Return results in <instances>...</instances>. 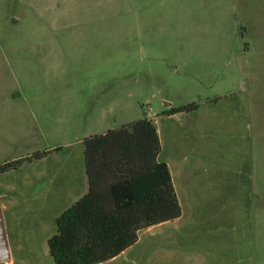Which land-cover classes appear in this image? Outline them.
I'll return each mask as SVG.
<instances>
[{"label":"rangeland","instance_id":"374dc122","mask_svg":"<svg viewBox=\"0 0 264 264\" xmlns=\"http://www.w3.org/2000/svg\"><path fill=\"white\" fill-rule=\"evenodd\" d=\"M143 117L181 215L116 264H264V0H0V163L49 150L0 174L13 264H53L82 140Z\"/></svg>","mask_w":264,"mask_h":264},{"label":"trees","instance_id":"16d2710c","mask_svg":"<svg viewBox=\"0 0 264 264\" xmlns=\"http://www.w3.org/2000/svg\"><path fill=\"white\" fill-rule=\"evenodd\" d=\"M198 108L191 103L165 110L173 115ZM87 191L55 220L47 241L53 264H99L135 245L138 232L181 215L156 126L146 117L82 140ZM49 150L0 163V174Z\"/></svg>","mask_w":264,"mask_h":264},{"label":"water","instance_id":"95a60500","mask_svg":"<svg viewBox=\"0 0 264 264\" xmlns=\"http://www.w3.org/2000/svg\"><path fill=\"white\" fill-rule=\"evenodd\" d=\"M9 261H10V248H9L3 213L0 208V263H7Z\"/></svg>","mask_w":264,"mask_h":264},{"label":"crops","instance_id":"0c3cea01","mask_svg":"<svg viewBox=\"0 0 264 264\" xmlns=\"http://www.w3.org/2000/svg\"><path fill=\"white\" fill-rule=\"evenodd\" d=\"M158 134V133H157ZM9 160H15V159H9ZM9 160H7V161H9ZM10 172V171H9ZM86 177V176H85ZM86 191H87V179H86ZM85 191V192H86ZM1 208V210H2V213H3V207H0ZM167 223V222H166ZM157 226V225H156ZM154 227V226H153ZM151 228V227H150ZM146 230V229H145ZM143 231V230H142ZM139 232H141V231H139ZM139 232H138V234H139ZM137 241H138V239H137ZM135 244H137V242L135 243ZM132 248L133 247H130V248H128V249H126L125 251H123L120 255H118L117 257H115V258H113V259H111V260H109V261H107V262H104V263H99V264H116V263H118V261L124 256V255H126L128 252H130V251H132ZM135 255H136V253H135ZM134 255V257L133 258H135L137 261L135 262L134 261V259L132 258V259H127V258H124V259H122V261L120 262V264H143V262H144V260L142 261V260H138V257H136ZM1 264V263H0ZM2 264H13V260H12V258H11V256H10V261L9 262H7V263H2Z\"/></svg>","mask_w":264,"mask_h":264}]
</instances>
